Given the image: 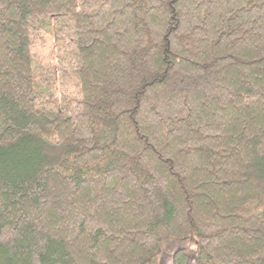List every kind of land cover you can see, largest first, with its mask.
I'll return each instance as SVG.
<instances>
[{"label": "trees", "instance_id": "obj_1", "mask_svg": "<svg viewBox=\"0 0 264 264\" xmlns=\"http://www.w3.org/2000/svg\"><path fill=\"white\" fill-rule=\"evenodd\" d=\"M154 259L264 264V0H0V264Z\"/></svg>", "mask_w": 264, "mask_h": 264}, {"label": "rangeland", "instance_id": "obj_2", "mask_svg": "<svg viewBox=\"0 0 264 264\" xmlns=\"http://www.w3.org/2000/svg\"><path fill=\"white\" fill-rule=\"evenodd\" d=\"M52 25V24H51ZM64 43L63 38L55 37L53 33V29L51 32L43 33L42 36L37 37L33 44L32 50L36 56L39 58H52L57 54L58 48ZM59 44H61L59 46ZM47 60V59H46ZM50 62L53 64V59H50ZM61 83L60 79H56V85L61 89L63 88L65 92H72L74 90V84L72 80L65 81ZM57 87V88H58ZM156 260L152 261V264H155Z\"/></svg>", "mask_w": 264, "mask_h": 264}]
</instances>
